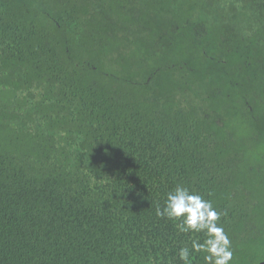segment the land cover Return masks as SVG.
<instances>
[{
  "label": "trees",
  "instance_id": "16d2710c",
  "mask_svg": "<svg viewBox=\"0 0 264 264\" xmlns=\"http://www.w3.org/2000/svg\"><path fill=\"white\" fill-rule=\"evenodd\" d=\"M223 16L245 25L222 30ZM208 35L255 63L264 0H0V264H181L196 234L155 214L177 184L222 213L230 264L264 261V231L250 230L264 216L233 167L247 151L231 155L227 128L207 120L197 74H162L196 73ZM122 55L140 74H115Z\"/></svg>",
  "mask_w": 264,
  "mask_h": 264
},
{
  "label": "flooded vegetation",
  "instance_id": "af4514ba",
  "mask_svg": "<svg viewBox=\"0 0 264 264\" xmlns=\"http://www.w3.org/2000/svg\"><path fill=\"white\" fill-rule=\"evenodd\" d=\"M239 17L244 19L243 15H239ZM224 19L227 21L218 24L219 27H223L222 30H232L234 27L245 25L236 24L239 21L242 23L244 20H236L232 16H223L222 21ZM234 19L235 21L232 22ZM204 22L197 24V28L201 26V31H204L207 26ZM203 41L205 43L202 50L204 48L205 50L203 59L200 61L199 72H189L187 64L183 63L179 69L174 68L162 74L181 76V79H186L188 74L199 76L202 80L200 90L208 95V100L210 98L212 101V107L207 108L203 113L208 121L214 120L217 125L227 128L226 135L227 141L231 143V155L247 151L246 148L239 146L242 142H253L264 146V56L250 55L249 58L255 60V63L250 62L244 67L237 61V57L233 54L234 46L228 40L222 39V41L216 42L211 40L208 35ZM222 42L225 47L216 46ZM166 43L167 41L160 45L154 43L152 61H159L163 58L167 49ZM127 51L137 52L136 49ZM114 68L116 69L115 74L138 75L142 66L139 57L136 60L133 55H122ZM203 68L205 70H202ZM255 69L261 70L256 71ZM128 82L139 84L133 80H128ZM262 157L264 156L262 155L260 158ZM257 161L260 162L259 159Z\"/></svg>",
  "mask_w": 264,
  "mask_h": 264
},
{
  "label": "clouds",
  "instance_id": "9594fccd",
  "mask_svg": "<svg viewBox=\"0 0 264 264\" xmlns=\"http://www.w3.org/2000/svg\"><path fill=\"white\" fill-rule=\"evenodd\" d=\"M155 214L171 221L178 234H196V238L177 251L176 258L181 264H190L196 254H203L205 264H230L232 261V242L218 223L222 213L203 195L177 184L165 194L163 205H156Z\"/></svg>",
  "mask_w": 264,
  "mask_h": 264
},
{
  "label": "rangeland",
  "instance_id": "374dc122",
  "mask_svg": "<svg viewBox=\"0 0 264 264\" xmlns=\"http://www.w3.org/2000/svg\"><path fill=\"white\" fill-rule=\"evenodd\" d=\"M197 29H201V26H198ZM241 148H246L247 153H244V157H240V160L235 159L236 163H233V167L237 170L238 179L240 176L247 180V187L245 188L248 201L252 206V214L257 220L264 216V157L260 158L256 156L257 151L264 152V146L261 144H255L253 142H242L239 144ZM255 158H258V162ZM242 168V172H241ZM249 225H254L249 223ZM260 230L256 231L250 229L252 234L260 235L264 231V224L259 225ZM261 238L264 239V234L261 235Z\"/></svg>",
  "mask_w": 264,
  "mask_h": 264
},
{
  "label": "water",
  "instance_id": "95a60500",
  "mask_svg": "<svg viewBox=\"0 0 264 264\" xmlns=\"http://www.w3.org/2000/svg\"><path fill=\"white\" fill-rule=\"evenodd\" d=\"M260 264H264V261H262Z\"/></svg>",
  "mask_w": 264,
  "mask_h": 264
}]
</instances>
